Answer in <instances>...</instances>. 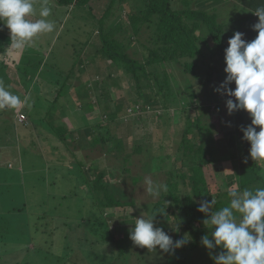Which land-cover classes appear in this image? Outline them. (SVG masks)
<instances>
[{
    "label": "trees",
    "instance_id": "trees-1",
    "mask_svg": "<svg viewBox=\"0 0 264 264\" xmlns=\"http://www.w3.org/2000/svg\"><path fill=\"white\" fill-rule=\"evenodd\" d=\"M204 1H199L198 3L203 7L201 9L189 7L191 3L190 0H185L188 4L186 9H177L173 5V0H101L97 3L100 6H97L93 2L90 3V0H56L57 5L49 6L51 8L50 15H54L55 10L59 8L61 10L60 12L64 13L66 11L75 10L77 7H84L89 13H93L94 20L96 19L99 23L97 24V29L93 32L92 40L85 42L81 53H78L76 50V56L74 54L72 57L74 60L76 59V66L72 67L71 64L70 69L67 68L66 70L63 65L64 63H62L64 57H66L64 56L66 55L64 52H60V56L52 60L51 58L54 51L44 46L46 44L41 42L43 37H40L39 34L36 35V42L32 44L31 42L28 43L23 49L10 47L11 35L10 33H2L1 29L4 25L0 23V82H2L3 86L12 94L19 96L22 101L25 100L26 94L30 92L29 99L27 98V100L29 101L28 103L31 104L26 108L27 111L25 110L28 118H30L29 113H32L34 109H36L35 105L37 100L41 98L38 93L41 94L42 92L47 98V101L46 104L37 103L39 107H41L39 109L40 115H38L37 112L38 117H34L40 118V121L34 118H32V120H35L34 122H39V124L43 126H48V128L54 131L63 142L68 143V136H72V131L76 129L82 131L86 136L93 134L90 140L93 145L101 143L111 154H115L116 152L124 154L127 137L124 138L122 135H117L116 133L120 130L119 125L118 123H111L115 121L118 116L126 115L127 108L129 107H127L128 105H119L124 108L120 111H115L112 109L109 102L102 103L100 98L96 100L95 94H97L98 91L101 92L100 96H105V98L108 97V85H103L102 87V84H106L107 81L111 83L110 80L113 79V76L107 77V75L102 73L104 82H98L94 79L95 87L90 86L86 89L85 86H88L89 81H91L90 78L92 77L88 74V70L96 64L97 71H99L101 67H99V62L97 61L104 58L108 61H112L123 70V73L120 72L121 77H123L126 70L137 82L141 81L142 76L147 77L149 80H154V86L157 87L159 93L163 94L164 91H168L169 93L172 89L170 84V74H173V71H171L173 67L172 64L174 62L183 64L187 72H195L197 63L194 59L196 58V60H198V56L203 54L200 43H203V40L208 37L214 42L215 52L218 54L219 61L226 67L224 49L228 47V39L234 32H240L245 26L253 31L252 26L258 22V17L255 16L253 12L257 7L264 6V0H241V2L244 3L242 6L238 5V3L233 4V7L238 10L239 15L229 19L223 17L227 9L223 7L221 9L220 6H217V4L227 1L216 0V6L213 8V11L204 8ZM119 2H127L131 9L128 14H125L129 22L128 26L132 28V35L126 38L130 40L128 43L131 44V42L135 40V36L140 35L144 27L148 29L149 37L147 40L152 43V46L150 48L147 44H142V46L144 45V47L148 49V53L144 54V62L130 57L126 53L128 43L126 45L122 40H119L118 34L123 33L122 29H126V23L122 21L123 18L121 19L120 16L118 19L119 15L123 13L124 8L121 5L122 3L118 6L119 14L114 11L115 3ZM94 8H101L99 19L97 18L98 15L95 13ZM229 12L230 11H228V13ZM234 12L235 11H231L229 14L226 13V16H231ZM253 32L257 34V32ZM68 62L72 63L71 60ZM93 75H101V73L96 72ZM76 79L85 83H77L75 81ZM40 84L41 90L43 89L42 85H47V93H45L46 90L43 92L40 91L39 88L36 89V86L38 87ZM72 86H74L77 92L79 101H69L66 105H59L57 101L62 98L63 95H67ZM92 91L93 94L91 93ZM185 95L187 96L186 103L189 105L190 109L192 108L195 110L194 116L188 117L187 126L182 134L180 147L182 149L180 162L186 169L183 170L184 168L181 167L182 169L177 170L176 173L171 172L169 174V178L165 183L168 185V191L160 194V199L153 204L149 215L156 210H162L166 207L165 211L167 215L157 213L154 217V222L160 223L159 221H161L167 230L166 233L171 237L172 232L174 236L180 232H189L192 239L183 247L176 249L174 254H166L167 262L165 261V264H191L198 259L199 254L200 256L203 255L213 260L209 253L215 255L220 251L219 248L208 250L200 244L202 236L208 234L209 229L202 223L206 218V214L198 212L197 208L201 200L211 201L213 199L212 191L217 190L220 196L219 200H215L216 203L212 209L215 211L229 203L231 198L228 196V192L233 185L238 186L240 190L245 188L255 189L256 187H264V175H261V173L264 172V162H256L249 157L250 144L242 139L243 132L240 130L241 127H246L251 123L249 114L244 110H239L229 115L227 111V118H224L220 125L221 127H218L217 122H214L212 119V104L198 99L196 92L192 89L187 92L185 91ZM68 98L70 97L68 96ZM141 98L143 100L140 101V103L138 101L131 103L132 110L128 113L147 110H154L155 112L161 111L159 107H156L158 100L155 99V97L146 98L143 95ZM172 100L177 101L178 99L176 96H173ZM71 105H73L75 109L79 105H81L80 107L82 108H78V110L76 109L74 112L69 113L68 108ZM86 106L91 110L95 108V106L100 108V110H97V118H95V122L93 123L92 120H89L93 110L87 115V110L84 109ZM19 108L20 107H18V110ZM58 111L61 113L60 118L65 117L64 115L66 114H73L74 117H78L79 115L81 120L79 119L77 122H79L80 125L72 128L70 126L71 129L74 128L71 131L68 124L64 121L56 124V122L60 120V118H56ZM27 115L24 113L26 118ZM81 122H83V124H81ZM71 125L73 126L74 124L72 123ZM257 130L259 129L257 128ZM216 131L223 133L224 137L229 141L230 146L238 148L240 151L233 156V160H236V163L231 167L232 170L228 171L227 176L231 186L224 191H220L218 188L219 185L212 184L207 175V171H210L211 168L215 166V163H219L223 155V153L219 151L222 141H219L216 137ZM95 132L97 133L95 134ZM146 147H149L148 149L151 155L153 152L150 151V146L146 145ZM142 148H144L142 145H136L134 150L141 152ZM215 154H217V158L214 157ZM245 158H247V163L243 162ZM128 159L129 158H126V160ZM145 163V166L148 167L149 161H145ZM20 164L22 163H14L12 166L13 168H10L15 169L10 176L12 181H20V179H18V177L22 176V170L18 168ZM147 169L150 170L149 167ZM214 171L215 170H213V172ZM56 174L50 184L56 185L59 179H62V181H65L66 187L63 188L61 192L64 193L67 190L72 196L78 197L84 201L83 210H85V212L82 213V206H80L79 212L82 214V218L85 221L87 220L86 223L90 231L108 235H101L103 237L98 238L99 243L104 246L102 249L100 248L102 246L99 244L97 246L92 245L89 242V238L86 237L89 243L87 242L85 245L88 246L87 248L91 249V253H93L96 258L110 255L112 260L126 256V252L133 247V242L129 239V230L127 226L132 222L134 213L130 210L136 205V200L131 198L119 185L114 184V182L109 179V176L111 177L112 175L105 170L95 171V169H85L83 164L78 162L72 169L69 167L67 171H60L58 175L59 179ZM55 177H57V179H55ZM177 178L182 180V183L186 186V191L180 190L181 188L179 182H177ZM39 179L40 182H42L46 180V177L45 179L39 177ZM138 180V176L133 177V181L137 182ZM0 184H2L0 187L5 188L4 185L6 183ZM18 184L17 186L19 189L23 188V184ZM1 190L2 192H6L8 189ZM12 195L13 194H9V196H7L11 200L13 199L15 204L6 209H0V223L7 222L10 227H8L9 231H0V259L3 258L5 261L8 260V258H5V255H3L6 249L8 247L17 248V244L20 243L18 241H22L21 239L25 238V236L18 231L17 239V236L13 233V231L16 230V226L9 222L7 215L12 213H24L27 205L18 204L16 198H13L14 195ZM67 196L68 195H65V197ZM54 197L56 198V195L51 196V198ZM76 207L77 206H75L74 209H76ZM55 208L59 209V205H56ZM50 210L54 212L53 208ZM108 218L113 219L115 224L126 226L127 229L117 231L119 236H116V234L114 235L113 230H110ZM67 223L68 221L66 224ZM28 224L29 221L26 226L30 225ZM122 234H125V238L119 239ZM24 243L25 242H23L22 245H24ZM26 245L28 252L31 248L35 249L31 251L35 252V254L39 252L42 253L38 251L42 250L40 248L41 246H34L32 248L29 247V243ZM102 250L107 254L104 252L103 255H100L98 251ZM206 252L209 253L206 254ZM5 261H0V264H7L9 262ZM19 264H21L20 261ZM26 264H31V261L28 263L26 262Z\"/></svg>",
    "mask_w": 264,
    "mask_h": 264
},
{
    "label": "rangeland",
    "instance_id": "rangeland-1",
    "mask_svg": "<svg viewBox=\"0 0 264 264\" xmlns=\"http://www.w3.org/2000/svg\"><path fill=\"white\" fill-rule=\"evenodd\" d=\"M98 1L101 0H90V3L93 2L97 6H100L97 4ZM190 1L189 7L198 9L203 8L198 3L204 0ZM224 1L227 2L217 4L221 9L222 7L227 9L223 17L229 19L238 16V10L233 7V4L238 3V5L242 6L244 3H242L241 0ZM215 2L216 0L204 1V8L213 11V8L216 6ZM121 3L122 2L115 3L114 11L117 14H119L118 6ZM40 5L41 0H34V9L36 13L35 15L29 16L28 19L36 20L40 18ZM54 5H57L56 0H48V6L51 7ZM121 5L124 9L118 19L120 16L121 19L123 18L122 21L126 23V29H122L123 33L118 35L119 40H122V42L127 45L130 40L126 38L132 35V28L128 26L129 22L125 14H128L131 9L127 2H123ZM173 5L177 9H186L188 7L185 0H173ZM94 10L99 19L101 8H94ZM60 11V8L56 9L54 12L55 16L50 15L46 18L54 23V30L50 33H39V35L43 37L41 42L46 44L44 46L54 51L51 58L52 60L60 56V52L66 53V55H64L66 57H64L62 63H64L63 65L67 70V68L70 69L71 64L72 67L76 66V59L74 60L72 57L74 54L76 56V50L78 53H81L85 42L92 40L93 32L97 29V24L99 23L96 19L94 20L93 13H89L84 7H77L75 10L66 11L64 13ZM228 11L235 12L231 16H226ZM1 30L2 33H10V30L6 26H3ZM147 30L148 29L144 27L140 35L135 36V40L131 42V44L128 43L126 48V53L130 57L142 60V62H144V54L148 53V49L144 47V45L142 46V44L145 43L150 48L152 46V43L147 40L149 37ZM240 32L244 33L243 38L247 41H251L257 36V34L247 26ZM35 38L37 37H33L31 44L36 42ZM200 47L203 54L197 55L198 60H196V58L194 59L197 63L195 72H187L183 64H177L175 62L172 64L173 67L171 71H173V74H170L172 89L169 93L168 91H164L163 94L159 93L157 87L154 86V80H149L147 77L142 76L141 81L137 82L125 69V73L123 77H121L123 70L112 61H108L104 58L97 61L99 62V67H101L99 71H97L96 64L88 70V74L92 77L90 78L91 81H89L88 86H85L86 89L90 86L95 87V80L98 82L103 81L104 76H102V73L107 75V77L113 76V79L110 80L111 83L107 81L106 84H102V87L103 85H108V97L105 98V96H100L101 92L98 91L97 94H95L96 100L100 98L102 103L109 102L112 109L115 111L122 110L124 107H120L121 105H128L127 107H129L127 108L126 115L118 116L116 120L111 123H118L121 131L119 130L116 133L117 135H122L124 138L127 137L124 154H119L118 152L111 154L101 143L93 145L90 142L93 134L86 136L82 131L74 128V131H72V127L80 125V123L77 122V120H81L79 115L78 117H74L73 114H66L64 115L65 117L62 116L63 118H60V111L56 114V118H60L56 124L64 121L68 124L69 128L71 126L70 129L73 135L68 136V143L59 139L55 132L50 130L48 126H43L39 124V122H34L35 120L40 121V118H34L38 117L37 112L38 115H40L39 109L41 107H39V104H46L47 101V98L42 92L41 94L38 93L41 98L36 102V109H34L32 113H29L30 118H28L26 113V108L31 104L28 103V100L20 106L19 110L18 108L0 109V183H6L4 185L5 188L0 187V209H6L15 204L13 199L11 200L8 197L9 194L14 195L12 196L16 198L18 204L27 205L24 213H12L7 215L9 222L16 226V230L13 231L15 236L18 235L19 231L25 238L21 239L22 241H18L20 243L17 244V248L8 247L3 254L8 260L5 261L1 258V262L9 261L10 263L8 262L7 264H19V261L21 264H26V262L28 263L29 261H31V264H165V261L167 262L166 254H161L158 246L157 250L149 251L147 248L139 247L134 244H132L133 247L126 252L127 255L123 258L112 260L110 255L96 258L95 255L91 253V249L87 248L88 246L85 245L88 242L86 237L89 238V242L92 245L97 246L99 244L102 246L100 247L102 249L104 246L99 243L98 238L108 235L90 231L86 223L87 220L85 221L81 216L82 214L79 212L80 206H82V213L85 212V210H83L84 201L78 197L72 196L67 190L62 193L61 190L66 187V183L62 181V179H59L58 175L60 171L69 170V167L72 169L78 162L82 163L85 169L108 171V173L112 175L111 177L109 176V179H111L114 184L124 189L131 198L136 200V205L130 210L134 213L131 224L134 223L135 218H139L142 214L149 215L153 204L160 199V196L154 199L144 191L145 178L150 177L158 183H166L171 172L176 173L179 169H186L180 162V154H182V149L180 147L182 134L187 126L188 117L194 116L195 110L192 108L190 109L189 105L186 103L187 96L185 95V91L187 92L192 89L196 92L198 99L212 104V119L214 122H217L218 127L222 124V120L227 118L226 101L230 98L233 100L235 99L215 91L225 80L226 73L224 72L225 67L219 61L218 54L215 52L214 42L208 37L203 40V43H200ZM70 60L72 63L68 62ZM96 72H100L101 75L94 76L93 74ZM75 81L77 83L81 82L78 79ZM42 86V90L41 84L38 87L36 86V89L39 88L40 91L44 92L47 85L44 84ZM229 87L234 89L235 84L233 83L229 85ZM29 93L30 92L26 94L27 98L30 95ZM45 93H47V90ZM91 93L93 94V91ZM143 95L146 98L155 97V99L158 100L156 107H159L161 111L155 112L154 110H147L148 112L137 111L128 113L132 110L131 103L134 101L140 103V101L143 100L141 98ZM68 96L70 98H68ZM173 96H176L178 100L173 101ZM77 100L79 101L77 92L74 86H72L68 94L63 95L57 103L59 105H66L69 101ZM80 106L81 105L76 109L82 108ZM68 109L69 113L76 110L73 105ZM84 109L87 110V115L93 110L89 120H92V123L95 122V118H97L96 115L98 114L97 110H100V108L95 106V108L91 110L86 106ZM24 113L27 115L26 119L20 117V115H24ZM32 118L35 120H32ZM72 123L74 124L73 126L71 125ZM81 124H83V122H81ZM96 133L97 132H95V134ZM216 137L219 141H222L219 151H221L223 155L219 160L220 162L215 163V166L212 167L210 171H207V175L212 184L219 185L218 188L220 191H224L231 186L227 178L228 171H231V167L236 163V160H233L234 154L240 151L238 148L230 146L229 141L224 137L223 133L216 131ZM136 145H142L144 147L141 152L134 150ZM146 145L150 146V151L153 152L151 155L149 153V147H146ZM214 157L217 158V154H215ZM126 158L129 159L126 160ZM145 161H149L148 167L150 170L145 166ZM14 163H22L18 166V168L22 170V176L18 177L20 181H12L10 178L15 171V169H10L13 168L12 166ZM213 170H215V173ZM55 174L59 182L56 185H51L50 183ZM134 176L139 177L137 182L133 181ZM39 177H42V179L46 177V180L40 182ZM57 177H55V179H57ZM18 182L19 184H23V188H18ZM177 182L180 184V190L186 191V186L182 183L180 178H177ZM1 189L8 190L2 192ZM52 195H56V198H51ZM65 195L68 196L65 197ZM212 197L214 200L220 199L217 190L212 191ZM56 205H59V209L55 208ZM75 206H77L76 209H74ZM52 208L54 212L50 210ZM66 219L68 221L67 224ZM26 221H29V226H26ZM159 222L160 223L154 222L155 226L163 228L166 232L167 230L164 224L161 221ZM108 223L110 225V230H113L116 236H119L117 231H123L127 229V227L129 230L132 227L131 224L127 227L115 224L114 220L111 218H108ZM8 227L9 225L7 222L0 223L1 232L9 231L10 227ZM185 236L189 239L188 242H190L192 237L189 232H180L175 236L172 232L173 241L182 239ZM123 238H125V234L120 235L119 239ZM23 242H25L24 245H22ZM28 243L30 244L29 247L32 248L34 246H41L40 248L42 250L38 251L42 253L39 252L35 254V252H31L35 249L31 248L28 252L26 247ZM104 252V250L98 251L100 255H103ZM207 253L209 252H206V254ZM95 258L96 260L93 262ZM191 264H214V260L208 259L203 255L200 256L199 254L198 259Z\"/></svg>",
    "mask_w": 264,
    "mask_h": 264
},
{
    "label": "clouds",
    "instance_id": "clouds-1",
    "mask_svg": "<svg viewBox=\"0 0 264 264\" xmlns=\"http://www.w3.org/2000/svg\"><path fill=\"white\" fill-rule=\"evenodd\" d=\"M50 14L48 0H41L40 18L36 20L28 19L35 15L34 0H0V23L10 30V47L15 49H23L39 33L54 30V23L46 19ZM253 14L258 17L252 26L257 36L247 41L244 33L237 31L228 39L224 49L226 77L215 91L235 98L226 101L229 115L239 110L249 114L251 123L240 129L242 139L250 144L249 157L264 162V6L257 7ZM233 83L234 89L229 87ZM26 102L27 97L22 101L0 82V109H15ZM243 162L247 163V158ZM144 185V191L154 199L168 191L167 184L150 177L145 178ZM228 196L229 203L215 211L214 199L199 202L197 211L206 214L202 223L209 229L200 244L208 250L220 249L215 255L210 253L214 264H264V187L240 190L233 185ZM165 208L135 218L129 229L134 245L149 251L158 246L161 254H174L189 241L186 236L173 241L163 228L155 226V215H167Z\"/></svg>",
    "mask_w": 264,
    "mask_h": 264
},
{
    "label": "built area",
    "instance_id": "built-area-1",
    "mask_svg": "<svg viewBox=\"0 0 264 264\" xmlns=\"http://www.w3.org/2000/svg\"><path fill=\"white\" fill-rule=\"evenodd\" d=\"M20 117H22L23 119H26V117L22 114V115H20Z\"/></svg>",
    "mask_w": 264,
    "mask_h": 264
}]
</instances>
